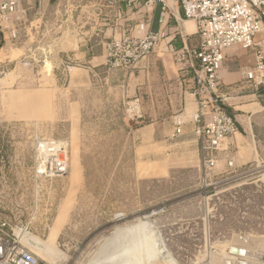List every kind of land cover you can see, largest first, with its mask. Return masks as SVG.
I'll list each match as a JSON object with an SVG mask.
<instances>
[{
	"label": "rangeland",
	"instance_id": "obj_1",
	"mask_svg": "<svg viewBox=\"0 0 264 264\" xmlns=\"http://www.w3.org/2000/svg\"><path fill=\"white\" fill-rule=\"evenodd\" d=\"M7 24L0 23V233L19 234L46 264H218L236 261L227 255L232 245L264 247L263 164L223 175L200 164L196 178L140 162L127 117L96 93L81 115H68L55 55L33 47L25 57L21 27L13 38ZM257 36L264 41V29ZM36 141L63 148V176H34ZM50 183L54 194L45 190ZM53 203L56 220L59 209L70 208L54 242L19 233Z\"/></svg>",
	"mask_w": 264,
	"mask_h": 264
},
{
	"label": "crops",
	"instance_id": "obj_2",
	"mask_svg": "<svg viewBox=\"0 0 264 264\" xmlns=\"http://www.w3.org/2000/svg\"><path fill=\"white\" fill-rule=\"evenodd\" d=\"M7 25L21 27L20 49L25 57H30L33 47L34 52L55 55V84L66 96L68 115H81L88 96L96 93L127 117L140 162L150 161L154 168L159 164L164 173L177 169L198 178L200 158L191 118L199 104L192 93L193 59L188 57L198 38L195 23L183 17L177 0H17ZM148 31L165 33L149 55L133 69L107 70L108 40ZM256 41L264 50L262 37L256 36ZM184 54L186 60L177 62ZM254 65L251 51L237 46L226 49L217 88L201 96L208 104L217 100L237 127L217 153L214 174L264 165V88L245 79ZM208 109L209 105L204 111ZM175 118L182 121L178 135H174ZM53 188L50 183L45 190L54 194ZM35 212L36 217L23 225L54 242L55 229L69 217V206L58 210L57 220L54 203Z\"/></svg>",
	"mask_w": 264,
	"mask_h": 264
},
{
	"label": "built area",
	"instance_id": "obj_3",
	"mask_svg": "<svg viewBox=\"0 0 264 264\" xmlns=\"http://www.w3.org/2000/svg\"><path fill=\"white\" fill-rule=\"evenodd\" d=\"M163 1V0H161ZM183 17L195 23L198 43L188 54L191 65L193 89L199 109L191 118L202 170L213 171L217 153L224 141L237 132L233 118L225 112L217 100L205 103L201 96L218 86L226 49L237 46L251 51L255 65L245 72V79L253 86L264 88V50L256 41L264 29V0H177ZM17 9V0L0 3V23L8 22ZM11 35L16 36L14 28ZM139 30H143L140 26ZM162 31H148L140 36L112 38L105 43L106 68L129 70L136 67L164 38ZM182 55L177 62L185 61ZM187 57V58H188ZM209 105L208 112L205 108ZM174 135L181 132L182 121L175 118ZM37 156L33 174L36 178H55L66 173L61 149L54 143L36 141ZM232 163L229 162V166ZM27 230L26 225L23 226ZM0 264H46L25 249L18 239L0 233Z\"/></svg>",
	"mask_w": 264,
	"mask_h": 264
},
{
	"label": "water",
	"instance_id": "obj_4",
	"mask_svg": "<svg viewBox=\"0 0 264 264\" xmlns=\"http://www.w3.org/2000/svg\"><path fill=\"white\" fill-rule=\"evenodd\" d=\"M23 224H20V226L18 227V231L19 233H23V234H27V230L23 229ZM12 237L18 239L19 243H20V237L19 234H15L14 232H12L10 234ZM21 244V243H20ZM254 251V252H253ZM227 255L232 256L234 258H236V261H233L232 259H217L216 263H220V264H264V248H257L256 250H253L252 248H245V247H241V246H230L227 249ZM239 257H245L249 260H251L252 262H247V261H240ZM254 261V262H253Z\"/></svg>",
	"mask_w": 264,
	"mask_h": 264
},
{
	"label": "bare ground",
	"instance_id": "obj_5",
	"mask_svg": "<svg viewBox=\"0 0 264 264\" xmlns=\"http://www.w3.org/2000/svg\"><path fill=\"white\" fill-rule=\"evenodd\" d=\"M53 143V142H52ZM55 147H58V148H60L58 145H56ZM61 149V148H60ZM63 149V148H62ZM61 149V150H62ZM262 244V243H261ZM260 245V244H259ZM262 248H264V247H262ZM126 250V249H125ZM128 250V249H127ZM138 250V249H137ZM147 251H148V249H147ZM140 252V251H139ZM149 252V251H148ZM46 255V254H45ZM133 255V254H132ZM220 255V254H219ZM130 256H131V254H130ZM223 256V255H222ZM133 257V256H132ZM221 257V256H220ZM129 259H131V261H132V258H130L129 256H128V259H127V261L129 260ZM138 259V258H137ZM134 261V260H133ZM125 263H127V262H125ZM144 264V263H143Z\"/></svg>",
	"mask_w": 264,
	"mask_h": 264
}]
</instances>
